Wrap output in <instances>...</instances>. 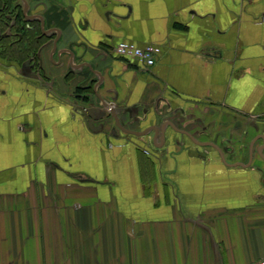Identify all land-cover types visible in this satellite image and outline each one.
<instances>
[{"label": "crops", "instance_id": "1", "mask_svg": "<svg viewBox=\"0 0 264 264\" xmlns=\"http://www.w3.org/2000/svg\"><path fill=\"white\" fill-rule=\"evenodd\" d=\"M11 7V42L42 41L23 61L0 48V264L264 257V0ZM121 40L161 53L144 69Z\"/></svg>", "mask_w": 264, "mask_h": 264}, {"label": "trees", "instance_id": "2", "mask_svg": "<svg viewBox=\"0 0 264 264\" xmlns=\"http://www.w3.org/2000/svg\"><path fill=\"white\" fill-rule=\"evenodd\" d=\"M5 3H6L5 4L6 6L3 8V12L2 11L0 12V31L1 33L3 32V28L7 27V24L9 21V18H8L9 16L7 15V13H5V11L11 10V14H13L14 12V8L11 7V0H7ZM19 22H20V16L18 15L16 16L14 25L11 26L12 28H14V31L21 30ZM35 28L32 29V28L24 27L22 29V38L20 41L10 42L6 40L10 36H8V38L6 36L1 37L0 38V48L2 49L1 54H6L4 58L10 57L17 61H23L27 57H29V55H31L32 53H35L38 50L39 45L42 41L41 36L35 37V34H34Z\"/></svg>", "mask_w": 264, "mask_h": 264}, {"label": "built area", "instance_id": "3", "mask_svg": "<svg viewBox=\"0 0 264 264\" xmlns=\"http://www.w3.org/2000/svg\"><path fill=\"white\" fill-rule=\"evenodd\" d=\"M113 51L117 56L128 59L141 68L149 69L155 64L161 48L153 44L138 46L133 42L121 40L114 45ZM250 264H264V257Z\"/></svg>", "mask_w": 264, "mask_h": 264}, {"label": "water", "instance_id": "4", "mask_svg": "<svg viewBox=\"0 0 264 264\" xmlns=\"http://www.w3.org/2000/svg\"><path fill=\"white\" fill-rule=\"evenodd\" d=\"M109 112H110V115H111V117L113 118V120H114V123H115V126L117 127V128H119L120 130H122V131H124V132H126V133H128V134H133V135H137V136H142V135H144L145 133L144 132H136V131H132V130H128V129H126V128H124L123 126H122V124H121V122H120V120H119V117H118V115L117 114H115L114 113V111L113 110H109ZM168 125H170L171 127H174L173 125H172V123L171 122H169L168 123ZM175 128V127H174ZM177 131H180L181 132V130H179V129H177V128H175ZM155 132L157 131L155 128L153 129ZM161 131H162V128H161ZM182 133H184V132H182ZM163 134H164V131H163ZM186 134V133H185ZM188 134V133H187ZM163 136L164 135H162V133H161V138L163 139ZM193 141H195V143H197L198 145H202V146H213V147H215V144H213V143H199V142H197L193 137H191V136H189ZM262 139H263V137H261ZM241 165V164H240Z\"/></svg>", "mask_w": 264, "mask_h": 264}, {"label": "rangeland", "instance_id": "5", "mask_svg": "<svg viewBox=\"0 0 264 264\" xmlns=\"http://www.w3.org/2000/svg\"><path fill=\"white\" fill-rule=\"evenodd\" d=\"M3 12V8L0 7V12ZM5 13H7V15L9 16V21H8V24H7V27L6 28H3V32L2 34L3 35H9L10 37L6 40L8 41H12V36L14 35V32H17L16 30L14 31V28H12L11 26L14 25V21L15 19L13 18V14H11V10H8V11H5ZM8 43V42H7Z\"/></svg>", "mask_w": 264, "mask_h": 264}]
</instances>
